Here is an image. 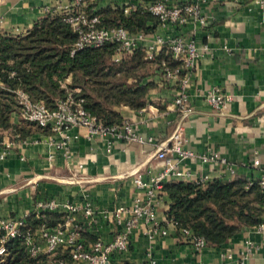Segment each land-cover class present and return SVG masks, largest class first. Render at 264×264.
<instances>
[{
  "label": "crops",
  "instance_id": "obj_1",
  "mask_svg": "<svg viewBox=\"0 0 264 264\" xmlns=\"http://www.w3.org/2000/svg\"><path fill=\"white\" fill-rule=\"evenodd\" d=\"M147 1L95 0L89 8L103 13L106 7L123 10L128 5V13L146 12L143 5ZM67 2L0 0V32L23 35L37 18ZM202 10L208 19L204 26L191 19L185 25L166 27H159L157 19L146 21L147 26H154L152 31L191 35L198 47L206 45L186 87L192 110L182 119L184 147L194 156L181 160V167L189 173L185 180L202 176L231 179L235 175L257 179L264 172V6L252 0H205ZM158 71L155 67L141 78V83H154L142 107L114 106L140 135L152 137L148 142L111 136L89 138L84 127L75 126L68 131L76 137L71 139L70 157L65 159L41 140L42 133L48 132L32 131L24 137L26 141L5 135L6 140L15 139L0 160V215L21 216L43 198L73 203L88 200L97 210V222L84 228L83 237L91 241L97 233L105 241L111 240L116 232L112 211L116 206L130 205L136 195L144 193L134 183L136 172L149 180L163 169L164 163L152 156L153 151L181 120L172 103L177 87L170 81L158 85ZM213 85L232 95L221 108L205 100ZM22 120L18 110L11 116L15 123ZM212 152L218 158L200 157ZM50 153L54 154L52 159ZM254 159L259 163L254 164ZM169 203L163 187L155 205L159 221L165 218ZM77 216L82 219L81 213ZM253 226L242 227L219 245L196 249L172 228L149 240L141 225L134 230L129 248L117 252L115 260L118 264H143L145 251L151 247L157 264H264V234Z\"/></svg>",
  "mask_w": 264,
  "mask_h": 264
},
{
  "label": "built area",
  "instance_id": "obj_2",
  "mask_svg": "<svg viewBox=\"0 0 264 264\" xmlns=\"http://www.w3.org/2000/svg\"><path fill=\"white\" fill-rule=\"evenodd\" d=\"M92 0H68L61 4L52 13L62 15L63 19L76 31L77 38L71 50L74 53L84 47H100L105 43L115 45L113 59L120 61L133 56L136 49H142L148 59L155 58L163 48L171 52V56L180 61L175 67L162 64L160 66L156 83L158 85L170 81L176 85L177 91L173 96L172 103L180 112L179 120L169 137L159 141L152 156L164 163L163 169L149 180H144L139 172H136L133 180L137 187L143 188L142 195H136L128 206H116L112 211L116 232L113 238L105 241L99 234L87 241L82 231L86 226L94 227L97 222V210L88 201L73 203L69 201L60 202L56 198H43L34 202L25 214L21 216L0 215V251L4 249V242L16 236L23 238L30 259L35 260L42 255H48V264H118L115 260L117 252L126 251L130 244L133 232L136 228L144 226L143 233L151 240L156 235H165L172 228L182 239L190 242L194 248L200 249L205 246L203 236L195 234L189 227L178 226L177 222L168 219L165 215L163 221L157 218L155 205L160 200L163 185L171 180H185L189 173L181 167V160L194 156V152L184 147V127L182 119L191 112L192 106L188 98L186 87L190 75L202 54L203 49L198 47L195 38L183 34H163L154 31H130L124 26L107 27L101 24V16L96 9L90 10ZM205 0H148L143 9L157 18L159 27L169 25H185L190 19L196 24L204 26L207 24V15L202 10ZM239 1V0H236ZM264 6V0H252ZM130 6L126 5L123 12L127 14ZM15 71H10L9 76H14ZM182 73V75H181ZM66 78L64 84L68 82ZM0 84L7 87L8 84L0 80ZM18 112L24 120L48 128V133H42L41 140L49 144L55 150H59L62 157H70L69 144L73 137L68 131L75 127H84L86 136L123 138L140 143L148 142L152 137L140 135L132 123L122 119L119 123L105 125L97 120L96 116L90 114L84 107V97L79 95L78 88H66L64 97L56 99L55 107L49 108L42 100H33L29 93L22 87L13 89ZM232 99V95L224 92L217 85H213L206 91L205 100L214 108H221ZM10 135L26 141L18 134H12L11 129L0 127V160L6 157L12 148L13 138L4 139ZM109 143V142H107ZM52 159L53 153L49 154ZM203 160L218 158L216 152L200 155ZM258 164V159L253 160ZM81 166V163L78 164ZM234 172L232 165H229ZM82 180V179H80ZM189 181L207 182L205 176L194 178ZM257 185L264 193V172L256 179ZM42 210L62 211L64 219L58 221L54 226L43 225L35 230H23L26 217L30 213L36 216ZM81 213L82 219L78 218ZM253 228L264 234V221L256 224ZM57 254L59 256H57ZM244 257V256H243ZM143 264H157L151 247L145 251Z\"/></svg>",
  "mask_w": 264,
  "mask_h": 264
},
{
  "label": "trees",
  "instance_id": "obj_3",
  "mask_svg": "<svg viewBox=\"0 0 264 264\" xmlns=\"http://www.w3.org/2000/svg\"><path fill=\"white\" fill-rule=\"evenodd\" d=\"M96 12L101 16L102 25H121L130 31H152L154 26H147L146 21L157 19L147 11L125 14L122 9L106 7L103 13ZM76 38V31L62 15L50 11L37 18L23 35L0 32V80L8 84L7 87L0 84L2 129L9 128L20 137L36 130L49 132L35 122L11 121L12 114L18 110L13 92L17 87L26 90L33 100H42L49 108L55 107L57 98L65 96L66 88L77 87V93L85 99V109L98 121L105 125L119 123L123 118L114 106L126 104L138 109L145 104L144 98L154 83H141V78L151 72V64L156 68L162 64L170 67L180 64L167 48L153 59L146 58L138 48L131 59L120 61L113 59L115 45L112 43L71 53ZM13 70L15 75L9 76ZM66 77L70 80L64 84ZM163 187L170 197L166 217L203 236L205 245H219L242 227L264 221V193L256 179L247 175L213 178L207 182L171 180ZM64 217V213L51 210H42L38 216L30 213L23 230L52 226ZM3 246L0 264H48V255L30 259L20 236L8 239Z\"/></svg>",
  "mask_w": 264,
  "mask_h": 264
},
{
  "label": "rangeland",
  "instance_id": "obj_4",
  "mask_svg": "<svg viewBox=\"0 0 264 264\" xmlns=\"http://www.w3.org/2000/svg\"><path fill=\"white\" fill-rule=\"evenodd\" d=\"M135 63V62H134ZM146 66V65H145ZM145 66H143V67H141L142 69L144 68H146ZM156 66H155V64L153 65V64H151V71L155 68ZM141 68L140 69H138V70H141ZM146 70V69H145ZM0 253H2V251H0Z\"/></svg>",
  "mask_w": 264,
  "mask_h": 264
}]
</instances>
